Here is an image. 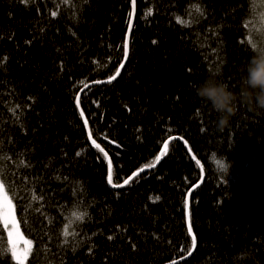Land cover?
<instances>
[{"label": "trees", "instance_id": "16d2710c", "mask_svg": "<svg viewBox=\"0 0 264 264\" xmlns=\"http://www.w3.org/2000/svg\"><path fill=\"white\" fill-rule=\"evenodd\" d=\"M248 10L0 0V183L33 243L26 264H264V110L238 104L220 129L192 88L219 70L238 93ZM9 247L0 216V264H18Z\"/></svg>", "mask_w": 264, "mask_h": 264}, {"label": "clouds", "instance_id": "9594fccd", "mask_svg": "<svg viewBox=\"0 0 264 264\" xmlns=\"http://www.w3.org/2000/svg\"><path fill=\"white\" fill-rule=\"evenodd\" d=\"M248 35L251 56L242 68L238 93L220 79L219 70H210L202 81L192 85L195 96L216 113L217 127L229 124L238 104L250 110H264V0H248ZM217 170L227 171L231 162H221L215 155ZM220 163H217V162Z\"/></svg>", "mask_w": 264, "mask_h": 264}, {"label": "snow or ice", "instance_id": "6c2138e0", "mask_svg": "<svg viewBox=\"0 0 264 264\" xmlns=\"http://www.w3.org/2000/svg\"><path fill=\"white\" fill-rule=\"evenodd\" d=\"M133 5H135V0H133ZM192 7L195 8V10H196L197 13H200L201 15L203 14V10L200 8L199 5H193ZM150 12H151V10H149V13ZM52 15L55 16L56 13L53 12ZM131 16H132V13H130V20H129V25H128V27H129L130 30L132 28ZM176 19H177L178 22H180L182 24H188V23H190V21L182 20L180 17H177ZM123 53H124L125 58H127L128 55H129V43H128L127 38L125 39V41L123 43ZM121 66H123V65H121ZM118 73H119V69H117V74ZM111 79H114V77H110L109 78V82L111 81ZM77 103L79 105V97H77ZM81 115H83V113H81ZM93 143H95V141H93ZM167 147H168V145H167V142H166L165 143V148H167ZM162 154H163V152L161 153V155ZM78 155H79V153H78ZM156 159L159 160L160 159V156H157ZM217 163H220V162L218 161ZM136 175H137V173H133V176L132 177H128V179L124 181V184H128L129 181H131L132 178L134 176H136ZM108 180H109V183L111 184L112 183L111 174L109 175ZM115 187H120V185H115ZM0 193H4L5 196H6L5 184L4 183H0ZM33 199H37V197L33 196ZM156 199H159V197H156ZM9 203H10V201H9ZM85 215H86V213H78V212H74L73 213V216L76 217V219H78V220L83 219ZM4 223H5V226L7 227V223H8V219L7 218H5ZM13 225L15 227V221H13ZM67 228H68V226L66 225L65 226V231L63 233L65 237L71 235V233L68 232ZM11 236H12V232H9V237H11ZM26 243L31 244V241H27ZM9 244H10V247L9 248H6V249H3V252H9L10 251L13 259L17 260L19 262V264H22V260L25 257L24 256H21L20 254H18L17 249H16V245H15V243L11 239L9 240ZM28 251H29V249H25V254Z\"/></svg>", "mask_w": 264, "mask_h": 264}, {"label": "rangeland", "instance_id": "374dc122", "mask_svg": "<svg viewBox=\"0 0 264 264\" xmlns=\"http://www.w3.org/2000/svg\"><path fill=\"white\" fill-rule=\"evenodd\" d=\"M0 216L4 224V227L6 229L8 240L11 239L15 243L18 254L25 257L22 260V264H26V261L31 252L33 243L29 238L25 237L22 234L19 228L16 216H15V213H14L12 201L8 197V195L6 194L5 196L4 193H0ZM5 218L8 219L7 227L5 226V223H4ZM13 221H15V227L13 225ZM9 232H12L11 237H9ZM27 241H31V244L26 243ZM25 249H29V251L26 254H25ZM15 261L19 264L17 260Z\"/></svg>", "mask_w": 264, "mask_h": 264}, {"label": "water", "instance_id": "95a60500", "mask_svg": "<svg viewBox=\"0 0 264 264\" xmlns=\"http://www.w3.org/2000/svg\"><path fill=\"white\" fill-rule=\"evenodd\" d=\"M132 21H133V9H132V16H131V23H132ZM129 25V24H128ZM129 34H130V29H129V27H128V29H127V33H126V38H127V40L129 39ZM125 61H126V58H125V56H124V60H123V62H122V64L121 65H123L124 66V64H125ZM120 65V67H119V72L122 70V68H123V66H121ZM119 74V73H118ZM117 73H116V75H118ZM116 75L114 76V78L116 77ZM82 119H83V122H84V125H85V127H86V130L88 131V127H87V123H86V120H85V118L84 117H82ZM89 139H90V141L91 142H93V140L91 139V137H89ZM108 165H109V172H108V178H109V175L111 174V164H110V162L108 163ZM109 181V180H108ZM201 181H202V178H201V180L190 190V192L195 188V187H197L200 183H201ZM190 192L188 193V196H187V201H186V203H187V205H186V213H187V227H188V231H189V234H190V236L193 238V233H192V230H191V227H190V223H189V215H188V199H189V194H190Z\"/></svg>", "mask_w": 264, "mask_h": 264}]
</instances>
